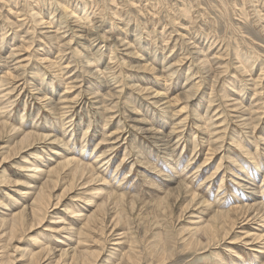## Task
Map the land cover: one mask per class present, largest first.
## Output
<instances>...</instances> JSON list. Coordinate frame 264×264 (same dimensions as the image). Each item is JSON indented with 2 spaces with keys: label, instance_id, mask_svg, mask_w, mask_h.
<instances>
[{
  "label": "rangeland",
  "instance_id": "374dc122",
  "mask_svg": "<svg viewBox=\"0 0 264 264\" xmlns=\"http://www.w3.org/2000/svg\"><path fill=\"white\" fill-rule=\"evenodd\" d=\"M48 132L66 149L39 139ZM263 141L264 0H0V264H31L39 239L53 248L41 264H81L82 256L60 258L52 234L56 223L75 234L91 214L84 244L78 236L61 244L97 249L94 264H264V211L238 206L264 200V191L255 196ZM98 153L107 160L95 162ZM71 157L103 180L77 172L67 192L72 174L50 184L43 223L31 231L27 209V227L12 238L4 221L35 198L24 193L32 165L47 170ZM185 184L234 209L217 227L229 236L212 238L202 211L184 209Z\"/></svg>",
  "mask_w": 264,
  "mask_h": 264
},
{
  "label": "bare ground",
  "instance_id": "6f19581e",
  "mask_svg": "<svg viewBox=\"0 0 264 264\" xmlns=\"http://www.w3.org/2000/svg\"><path fill=\"white\" fill-rule=\"evenodd\" d=\"M39 13V12H38ZM38 13H36L35 15H38ZM34 15V16H35ZM42 17V16H41ZM40 17V18H41ZM35 18V17H34ZM38 20V19H37ZM40 21L42 20V18L41 19H39ZM39 21V22H40ZM37 22V21H36ZM1 35H4V33H1ZM63 51V50H62ZM89 62H93L91 59H89ZM149 64V63H148ZM151 64V63H150ZM149 64V65H150ZM149 65H146V68H150V66ZM8 74V73H7ZM7 74H5L6 75V77H7ZM6 77H4L5 79H6ZM52 77V76H51ZM8 78V77H7ZM42 79H44V78H42ZM49 79V78H48ZM7 81V80H6ZM1 82H2V84H3V82H5V81H3V80H1ZM8 82H9V80H8ZM43 83H46L44 80H43ZM92 83H94V84H96V83H99V81L98 82H92ZM67 89H69V88H67ZM95 89V88H94ZM189 92H191V89H189L188 90ZM241 91V90H240ZM93 92L94 93H96V91L95 90H93ZM241 93H243V92H241ZM5 94V93H4ZM8 95V92L4 95V98L5 97H8L7 96ZM110 96H111V94H109ZM242 95V94H241ZM8 102H10L9 100H7V102H5V103H8ZM158 102V101H157ZM9 105V104H8ZM169 106L170 107H172V104L170 103L169 104ZM167 108H169V107H167ZM171 110V109H170ZM175 110V109H174ZM171 114H172V111H171ZM174 114H176V116L177 115H179L180 114V112L178 113V112H174ZM202 116V115H201ZM200 115H198V119L201 117ZM204 117H205V115H204ZM203 118V117H202ZM202 121H203V119H202ZM51 123V122H50ZM203 123H205V122H203ZM207 124H208V122H207ZM66 124H64V126H65ZM53 126V125H52ZM51 126V127H52ZM73 125H71V126H69V127H72ZM69 127H64V130H65V132L69 129ZM18 130H20V132L21 133H25L24 134V137H27V135H29V133H26L25 131H23V130H21V129H18ZM69 132V131H68ZM54 132H48L45 136H43L41 133H39V139L40 140H42V139H47V140H50L51 142L50 143H59L60 145H61V147L62 148H64V149H66V145H68V144H66V145H64V144H61L60 142L62 141V139H61V137H58L57 135L58 134H53ZM74 133V132H73ZM112 135V134H111ZM84 136H86V132H84V134H83V137ZM88 136V135H87ZM106 139V138H105ZM238 139V138H237ZM104 140V139H103ZM241 140V139H240ZM240 140L238 141L237 140V142H240ZM33 141H35L34 139H31L30 137H29V139L24 143V144H26V145H28V146H30L31 144H32V142ZM84 141H87V138L84 140ZM243 142V141H242ZM264 142V141H263ZM238 144V143H237ZM241 143H239V145H240ZM243 144V143H242ZM246 144V143H245ZM86 145V144H85ZM85 145L83 144L82 145V147L84 148L85 147ZM243 146H244V144H243ZM245 146H247V145H245ZM259 146V145H258ZM264 147V146H263ZM98 148V147H97ZM241 148V150H242V147H240ZM244 148V147H243ZM248 148V147H247ZM258 148H261V147H258ZM249 149V148H248ZM110 150V149H109ZM244 150V149H243ZM246 151V150H245ZM244 151V152H245ZM262 151V150H261ZM98 152V151H97ZM104 152V151H103ZM247 153V152H246ZM249 153V152H248ZM256 154V153H255ZM250 155V154H249ZM105 153H98V154H96L95 155V157H96V160H95V162L97 161L98 163L99 162H104L103 161V159H106L107 160V156H105ZM252 157V156H251ZM52 158V157H51ZM254 158V157H253ZM262 158V157H261ZM99 160H101V161H99ZM259 160V159H258ZM44 161H46V160H44ZM44 161H42V162H44ZM209 161V156H207V159H206V161L205 162H207L206 164L205 163H203L200 167H202L204 164H205V166L209 163L208 162ZM39 162V161H38ZM37 163V162H36ZM97 163V164H98ZM123 163V162H122ZM254 163V162H253ZM100 164V163H99ZM106 163H104V165H105ZM221 164H222V162L220 163V164H218L217 165V167H216V170H215V172H214V174L213 175H211V176H215L218 172H220L221 171ZM260 164H261V161L259 162V161H257L256 159H255V165L257 166V169H259L260 167ZM39 165V164H38ZM37 164H34V165H32V167L30 168V170L31 171H33V174H34V176H35V180L33 181V183L32 182H29L30 183V185H28V187H27V190L24 192L25 193V197L27 196L28 197V194H35L34 196H35V198L34 199H32V202L30 203L29 202V204H30V206L28 207V204H24V203H22V204H24L23 205V208L22 209H20V205H19V203H18V206H19V209L16 211V212H14V213H12L11 214V216L10 217H7V219H5L6 221H4L5 222V225H7L8 224V229L10 230L11 229V237L12 238H14V237H17L18 235H21L20 234V231L22 230V228L23 227H27V209L28 210H30L31 211V214H32V216L34 217V222H33V226H36L34 229H32L31 231H34V230H36V228H37V226L39 227L42 223H43V221L45 220V215H47V213L49 212V209H50V207L52 206V205H49L48 206V204H49V202H50V198H51V194H50V190H48V187L50 186V184H53V183H55V185L56 186H58L60 183H64V184H66V183H68V180H69V178H68V176L70 175V174H72V176H73V178H72V180H71V182H70V184L66 187V188H64V191L65 192H67L68 191V189H69V187H73L74 186V176H75V174L78 172V173H80L81 174V177L83 176L84 177V175L86 174V172H91L90 173V177H93V180H95V181H101V180H103L102 178V176H101V174H99V173H96V171H95V168L93 167V165L92 166H90L89 164H87V163H85V162H82L81 161V159H77V158H75V157H71V158H67V160H65L63 163H58L56 166H54V167H50V169H47V170H45V169H43L41 166H38ZM67 168V167H71V168H69V172L66 174V176L64 177V178H62V179H60V174H61V172H62V170L64 169V168ZM120 167V166H119ZM102 168H103V166H102ZM263 168V167H262ZM257 169H256V172H257ZM117 170V169H116ZM247 171V170H246ZM244 172V173H247V172ZM250 172H251V170H249ZM48 173V178L46 179V180H44L43 182H42V186H41V188H39V187H37V184H35L36 182H37V179L39 178V179H43L44 178V176L46 175ZM248 174V173H247ZM259 175H261V174H259ZM71 176V177H72ZM247 176V175H246ZM224 177V176H223ZM208 180H209V178H208ZM224 180V179H223ZM39 181V180H38ZM84 183H86V182H84ZM221 184H223V183H221ZM223 186V185H222ZM222 186H220L221 188H222ZM37 188H39V190L37 191ZM182 188V187H181ZM221 188H219V191L221 190ZM99 189V188H98ZM260 190V189H259ZM218 191V192H219ZM262 191H264V185H261V190H260V192H256L255 193V196H259V195H262L261 193H262ZM28 192V194H26ZM99 192V191H98ZM104 192H106V190H104ZM185 192H186V194H187V196H188V203L186 204V206L184 207V209L187 211L189 208H198L197 209V213L198 212H200V211H202V215L200 214V218H197V219H199V220H205V221H203V225H204V232L205 233H207L208 235H210L212 238H216V236H218L219 234H224V235H228L229 234V230H227L226 229V226L225 225H222V227H221V230H219L218 231V229H217V227H218V225L219 224H222V220H224V218L226 217V216H228L229 214H230V212L232 211V210H234L233 208H231V209H228V210H224L225 209V207L223 208V209H220L219 207H221V205L220 204H222V203H220L219 204V202L218 201H214V202H209V201H207L205 198H203V197H200L199 195H198V193H193L192 191H191V189H190V187H189V185H186L185 184ZM100 193V192H99ZM168 195H169V193H167L163 198H161L160 199V201H159V203L160 204H166V202H167V197H168ZM218 195V194H217ZM32 196V195H31ZM123 197V196H122ZM33 198V197H32ZM263 198V197H262ZM93 199L92 198H90V204H92V201ZM242 200V199H241ZM30 201V200H29ZM246 202H244V203H241V204H238V206L239 207H245L246 209L248 208L249 210H252V209H255V210H262V211H264V200H263V202L261 201V200H259L258 198H254V199H248V200H245ZM135 202V201H134ZM89 203V202H88ZM214 203H216V205H217V207H218V209H215L216 208V206H215V204ZM240 203V202H239ZM41 204V205H40ZM89 204V205H90ZM104 204V205H103ZM101 206L102 207H100V208H104V206H105V202L103 203ZM74 205H76V204H74ZM73 205V206H74ZM96 205V204H95ZM223 205V204H222ZM99 206V205H98ZM238 206H236V207H234V208H237ZM200 207H203L202 209H200ZM223 207V206H222ZM68 210H69V213H71L72 214V207H70V208H67ZM247 209V210H248ZM82 210V209H81ZM81 210H79V212H80V215H78L79 216V218H80V216H84L81 212ZM98 210V209H97ZM184 210V211H185ZM165 212V211H164ZM70 214V215H71ZM79 214V213H78ZM9 215V214H8ZM69 215V214H68ZM85 219L84 220H86V222L85 223H83L82 224V227H78L77 229L75 228V234H70L72 231H73V229H74V227L73 226H66L67 224H64V225H60V224H58V223H56V225H55V227H56V229L54 230V232H53V234H52V236H53V240H51L52 242H54L56 245H58V246H60L59 248H60V253H61V255H60V258H66V257H63V255L64 254H68L69 256L68 257H70L72 260H71V262L73 263V262H77V260L82 256L83 257V260H82V262H81V264H94V262L96 263L97 262V257H98V255L100 254V252L97 250V249H95V250H87V251H82V249H81V251H79L77 248H74V247H72L71 246V244H73V243H70V244H68L67 246H64L63 244H61V243H63V241H62V238H65V241L67 240H69L70 242L72 241V242H74V244H75V242L77 243L78 241H77V239H80L79 240V242L77 243L78 245H80V244H82L84 241H85V238H84V236H85V230L88 228L89 230L91 229V226H92V223L94 224V222L96 221L95 219H96V216L94 215V214H91V215H89V216H87V215H85V217H84ZM241 218V217H240ZM0 220L2 221V218H0ZM11 220H15V222L13 223V227L11 228ZM59 220H63V221H65L62 217H60V219ZM83 220V221H84ZM76 221H78L77 220V218H76ZM232 221V220H231ZM59 222V221H58ZM61 222V221H60ZM78 222H80V221H78ZM77 222V223H78ZM66 223V222H65ZM224 223V222H223ZM73 224H74V222H73ZM68 225H70V224H68ZM76 226V225H75ZM93 226H95V225H93ZM199 227V226H198ZM199 228H201V226L199 227ZM5 230V229H4ZM93 230V229H92ZM95 230V229H94ZM31 231H29V232H31ZM40 232V234H41V236L42 237H44L45 236V232L44 231H39ZM91 232V231H90ZM0 233H2V231H0ZM63 233H65V234H63ZM68 236H67V235ZM39 235V234H38ZM63 235H64V237H63ZM89 235H90V233H89ZM256 237H255V239H259V237H261V236H258V234H254ZM259 235H261V234H259ZM75 236H78L79 238H77V237H75ZM229 236V235H228ZM33 237H36V236H33ZM77 238L76 240H73V238ZM206 237V236H205ZM262 237H263V235H262ZM0 238L1 239H4L3 238V236H0ZM37 239H39V238H41L40 237V235L39 236H37L36 237ZM91 238V237H90ZM261 239V238H260ZM40 240V239H39ZM39 240H37V241H35V242H33V245L36 247L35 249H34V251L35 252H32L31 253V264H41V260H39V258H43V256L44 255H46L48 252H51V250L53 249L51 246H45V245H43V244H40V243H38V241ZM89 240V239H88ZM96 240V239H95ZM100 240V239H99ZM1 241V240H0ZM4 241H6V240H4ZM42 241V240H41ZM68 241V242H69ZM87 241V240H86ZM47 242V241H46ZM99 243H100V241H98ZM61 245H60V244ZM87 243V242H86ZM76 244V245H77ZM84 244V243H83ZM82 244V245H83ZM102 244V243H101ZM76 245H74V246H76ZM77 245V246H78ZM97 245H99V244H97ZM64 246V247H63ZM90 246V245H89ZM96 246V245H95ZM72 247V248H71ZM85 248H86V246H85ZM84 248V249H85ZM87 248H89V247H87ZM131 250V249H130ZM130 252V251H129ZM0 253H2V255H3V253H4V251H2V252H0ZM72 254V255H71ZM131 254V253H130ZM71 255V256H70ZM131 257V256H130ZM134 257V256H133ZM127 258V257H126ZM122 259H124V258H122ZM130 259V258H129ZM121 260V259H120ZM128 260V259H127ZM133 260V259H132ZM122 261V260H121ZM136 261H137V259H136ZM124 262V261H123ZM128 262H129V260H128ZM133 262V261H132ZM138 262V261H137ZM136 262V263H137ZM127 263V262H126ZM6 264V263H5ZM10 264V263H9ZM128 264V263H127Z\"/></svg>",
  "mask_w": 264,
  "mask_h": 264
}]
</instances>
